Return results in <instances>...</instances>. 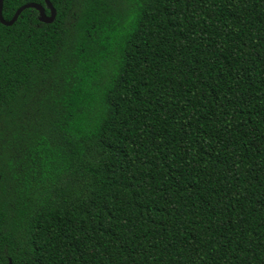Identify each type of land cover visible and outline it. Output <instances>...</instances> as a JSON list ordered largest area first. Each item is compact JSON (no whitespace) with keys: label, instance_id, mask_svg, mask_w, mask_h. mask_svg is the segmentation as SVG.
Segmentation results:
<instances>
[{"label":"trees","instance_id":"trees-1","mask_svg":"<svg viewBox=\"0 0 264 264\" xmlns=\"http://www.w3.org/2000/svg\"><path fill=\"white\" fill-rule=\"evenodd\" d=\"M49 1L0 22V264H264V0Z\"/></svg>","mask_w":264,"mask_h":264},{"label":"water","instance_id":"water-1","mask_svg":"<svg viewBox=\"0 0 264 264\" xmlns=\"http://www.w3.org/2000/svg\"><path fill=\"white\" fill-rule=\"evenodd\" d=\"M43 1L45 6L49 9L50 12L49 14L45 12V7L42 4L36 2H26L15 10L14 14L9 20H6L2 17L1 11H2L3 0H0V22L4 25H11L17 19L21 11L27 7L36 8L39 12V19L42 22H47V23L52 22L55 18L56 10L49 0H43ZM9 264H10V259H9Z\"/></svg>","mask_w":264,"mask_h":264}]
</instances>
